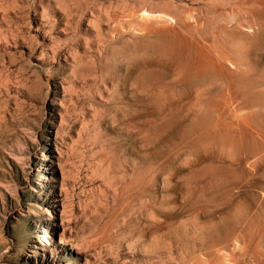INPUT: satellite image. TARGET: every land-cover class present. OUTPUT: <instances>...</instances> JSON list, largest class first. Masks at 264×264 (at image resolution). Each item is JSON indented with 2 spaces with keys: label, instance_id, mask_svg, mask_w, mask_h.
<instances>
[{
  "label": "rangeland",
  "instance_id": "rangeland-1",
  "mask_svg": "<svg viewBox=\"0 0 264 264\" xmlns=\"http://www.w3.org/2000/svg\"><path fill=\"white\" fill-rule=\"evenodd\" d=\"M252 1L241 3V30L264 5ZM221 2L217 12L210 0H0V264H264V148L248 116L257 111L264 124V98L240 111L257 131L256 153L219 151L251 171L229 185L228 201L184 193L186 173L214 148L191 147L173 131L145 144L125 124L158 104L135 88L139 60L149 67L155 56L129 41L149 19L144 10L200 17L209 28L225 22L221 34L231 39L235 1ZM242 38L243 66L264 75V45ZM181 71L170 65L159 84L193 116L228 101L215 78Z\"/></svg>",
  "mask_w": 264,
  "mask_h": 264
},
{
  "label": "bare ground",
  "instance_id": "bare-ground-1",
  "mask_svg": "<svg viewBox=\"0 0 264 264\" xmlns=\"http://www.w3.org/2000/svg\"><path fill=\"white\" fill-rule=\"evenodd\" d=\"M199 1L201 0H198V2ZM212 1H216V0H212ZM220 1L221 0H219V2ZM223 1L224 0H222L221 3H223ZM234 1L236 5L235 7L233 4L229 3V0L227 2L229 3L228 6L230 4L233 5L234 10L236 11V14L234 13L235 14L234 17H231L234 22L232 21V24L229 23L231 27L233 26L231 30V34H230V37L232 35L231 39L221 34L222 31H225V30L229 31L230 29L228 25L225 24V22L220 23L219 21L220 25L218 23V26L216 25L217 23L215 22L216 23L215 26L213 25L214 27L209 28L208 26L209 22L207 23L206 21H203L204 19L202 20V18L200 17H197L195 19L192 16L194 20L192 19L188 20L184 17L183 18L180 17V15L175 16L171 13V11H168V10H156V9L151 10L150 9L149 11L145 9L144 10L145 15H148L146 17L147 18L149 17V19L137 22V25L139 26L137 28L142 29L143 31L140 32L137 36H135L136 34H134L133 36L135 37H133L132 40H129L131 41L133 46L138 51H143L147 48H151L155 51V56L151 59V63H152L151 66L146 67L145 62H143L141 59L139 60L137 73L135 75V88L140 93L147 94L149 96L154 97L156 102H158V104L156 105L155 110L152 112H146L140 116H130L129 118L125 120V124L129 128H134L138 132L142 133L143 134L142 140L145 144L149 142L157 141L160 138H162L164 134L170 131H173L179 134L178 139L180 140V142L188 144L191 147L198 148L201 146H208V147L214 148L213 151L211 152L214 155V157L209 158V161L205 162L202 166L189 170L186 173L184 177V181H183L184 193L186 197L189 199L195 200V201L202 200V204H209L212 202L215 203V202H220V201H228L229 196L227 195V192H228L229 185L232 183H240V182L242 183L246 179L248 174L251 172L249 171V169L247 168L245 164H241L240 166L236 164V162L232 159L218 158L220 157L219 151H223L224 148L228 146H232L233 148H235V150L238 149L241 151V153H244L243 155L249 156L253 152H255L254 151V141L255 140L258 141V137L256 135L257 131L250 127V123L247 121V118L241 116L240 111L244 108L251 109L257 106L258 103L264 98V75L261 74L260 71L254 67L243 66L242 61H241V49H242L241 48V38L243 37L242 39H244L245 42H247L249 46L251 47L259 46L262 44L264 45V40L263 41H261L262 39L259 40L261 35L264 33V19H261V21H259L260 19L259 20L257 19L258 17L264 18V7H263L264 5L263 6L260 5L261 9L259 8L258 10L250 11L252 18H250L251 20L248 26L251 28V30L246 31L247 27H246V30H241V27L243 28L245 26H241L242 20L240 21V16L237 17V14L241 15V8H242L241 3L244 4V2H249L250 0L249 1L243 0L244 2H241V0H234ZM216 2H218V0ZM216 2H211L210 0V4L213 5L212 7H215V10L218 12V10L221 9L220 8L221 6L219 7L218 3ZM252 2L250 3L252 4ZM256 2H257L256 4L264 3V2L258 3V2H261L258 0ZM192 3L193 2H191V4ZM178 4H180V1ZM227 7H225L224 9H226ZM257 8L258 7H256V9ZM130 13H131V10H130ZM143 13L144 12L142 11V15ZM247 14H249V12ZM125 17L127 16L125 15ZM226 18L228 17H225V19ZM242 18H243V15H242ZM123 19H126V18L123 17ZM130 20H129V24L132 22ZM109 21H110V18H109ZM109 21H106V22H109ZM114 21L116 23L117 20H114ZM93 24L95 25L96 22ZM98 25H101V24L99 23ZM133 26H134V23H133ZM204 26L208 27V29L206 28V30H203ZM249 27H248V30L250 29ZM196 31L201 32V35L196 36L195 35ZM137 32L139 31L137 30ZM241 34H242V37H241ZM107 39L108 38H105V41ZM235 39H237V41ZM235 41L237 43L233 44V42ZM114 46L116 47V45ZM262 46H259V48ZM78 48L79 47H77V49ZM97 48L99 49V46ZM76 50H72L73 53L76 52ZM253 53L255 52H253L252 50H249L245 52L243 56L246 59L250 57ZM72 56L74 55H71V57ZM73 60L75 61V59ZM170 65L177 66L180 70H182L181 72L184 73L186 77L188 76V78L190 75L192 76L193 74L215 78L219 82V87L223 91L222 93L226 94L228 101H225L223 99H218L217 101L215 100L216 103L213 102V105L215 104L216 105L215 107L212 108L211 112L209 113L206 112L207 114L204 113L200 116H193V114L190 111H187V109H185V103L182 101V99H173L171 97H168L166 89L162 87V85L159 84V76L161 72L169 68ZM72 66H73V63H72ZM178 73H180V71ZM177 78H178V75H177ZM218 82H217V85H218ZM100 88L102 87L100 86ZM98 90L99 89H97L96 91ZM101 96L102 95H100V97ZM219 97H222V96H219ZM248 116L251 118L254 117V120L256 123L254 126L256 129L258 127V134L261 135L260 142L264 148V124L260 121H256L259 116L257 111H254V110L250 111ZM230 199H233L232 196ZM231 232H229V234ZM244 240L247 241L248 239L246 240L244 238ZM253 248L255 249V247ZM229 253L231 252L229 251Z\"/></svg>",
  "mask_w": 264,
  "mask_h": 264
}]
</instances>
